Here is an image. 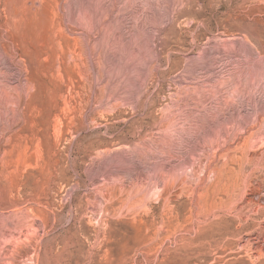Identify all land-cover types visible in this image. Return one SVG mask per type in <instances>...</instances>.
<instances>
[{
    "label": "rangeland",
    "instance_id": "1",
    "mask_svg": "<svg viewBox=\"0 0 264 264\" xmlns=\"http://www.w3.org/2000/svg\"><path fill=\"white\" fill-rule=\"evenodd\" d=\"M0 264H264V0H0Z\"/></svg>",
    "mask_w": 264,
    "mask_h": 264
}]
</instances>
